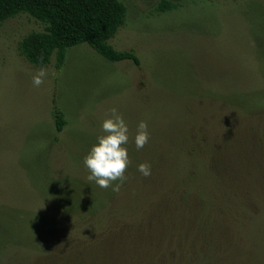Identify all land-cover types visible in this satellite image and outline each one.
Returning <instances> with one entry per match:
<instances>
[{
	"label": "rangeland",
	"instance_id": "374dc122",
	"mask_svg": "<svg viewBox=\"0 0 264 264\" xmlns=\"http://www.w3.org/2000/svg\"><path fill=\"white\" fill-rule=\"evenodd\" d=\"M121 1L110 43L139 65L79 44L36 66L18 43L44 25L0 24V264H264V0ZM113 107L129 128L119 192L83 162Z\"/></svg>",
	"mask_w": 264,
	"mask_h": 264
},
{
	"label": "trees",
	"instance_id": "16d2710c",
	"mask_svg": "<svg viewBox=\"0 0 264 264\" xmlns=\"http://www.w3.org/2000/svg\"><path fill=\"white\" fill-rule=\"evenodd\" d=\"M174 6L171 1L162 0L158 8L166 11ZM21 13L44 25L42 30L27 33L18 43L20 54L33 65H47L55 54L60 67L67 49L79 44L89 45L111 62L133 60L140 64L134 50H119L110 43L126 21L127 7L121 0H0V24ZM53 113L56 129L63 130L67 124L63 111L55 105ZM95 227L98 226L93 230Z\"/></svg>",
	"mask_w": 264,
	"mask_h": 264
},
{
	"label": "clouds",
	"instance_id": "9594fccd",
	"mask_svg": "<svg viewBox=\"0 0 264 264\" xmlns=\"http://www.w3.org/2000/svg\"><path fill=\"white\" fill-rule=\"evenodd\" d=\"M47 75L45 68L39 69L33 76V85H42ZM110 113V118L102 122L104 135L97 138L98 143L92 146L83 162L90 172L88 181H94L102 189L111 188L112 191L119 192L127 180L126 172L131 164L128 149L125 147L129 143V128L117 108L113 107ZM149 140L148 124L140 121L134 138L136 149H143ZM137 170L144 177L151 176L152 170L148 163L140 164Z\"/></svg>",
	"mask_w": 264,
	"mask_h": 264
}]
</instances>
